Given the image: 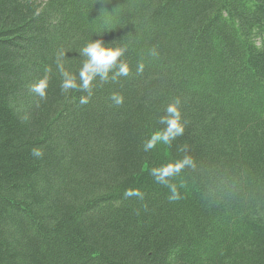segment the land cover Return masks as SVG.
Returning a JSON list of instances; mask_svg holds the SVG:
<instances>
[{
	"label": "trees",
	"instance_id": "1",
	"mask_svg": "<svg viewBox=\"0 0 264 264\" xmlns=\"http://www.w3.org/2000/svg\"><path fill=\"white\" fill-rule=\"evenodd\" d=\"M97 39L130 74L81 104L55 54L77 75ZM177 97L184 134L143 151ZM185 155L170 202L150 169ZM0 264H264V0H0Z\"/></svg>",
	"mask_w": 264,
	"mask_h": 264
},
{
	"label": "clouds",
	"instance_id": "2",
	"mask_svg": "<svg viewBox=\"0 0 264 264\" xmlns=\"http://www.w3.org/2000/svg\"><path fill=\"white\" fill-rule=\"evenodd\" d=\"M127 51L126 47H106L103 39L93 40L87 43L81 50L80 56L83 57L82 66L77 75L66 69L65 60L66 52L63 48L58 49L55 54V65L57 72L60 75L61 92L67 94L72 91L87 93L80 99L81 104H87L93 94V82L99 79L101 84L108 82H117L120 77H127L130 74L128 63L121 58ZM152 55H158L155 50ZM144 63L141 62L137 66V75L144 71ZM52 69L46 68L44 76L36 83L30 86V92L38 97L39 101L47 99V89L49 86L50 75ZM111 74V75H110ZM79 80V82H78ZM113 103L119 107L123 104V96L118 93H113L110 97ZM181 100L175 98L165 109V114L159 118V124L162 126L159 131L154 132L143 143V151L149 152L154 150L158 144L171 146L172 142L182 136L185 132L184 123H182V113L180 110ZM181 151H186V146L181 147ZM31 155L35 158H42L43 151L38 148H33ZM194 161L191 156L185 155L183 159L175 160L162 164L159 167H152L150 175L155 182L166 187L170 195V202L182 199L180 190L184 187L183 184L177 186L174 183V178L184 171L185 168H193ZM124 197H137L143 199V193L139 189L129 188L125 190ZM147 206L145 205V209Z\"/></svg>",
	"mask_w": 264,
	"mask_h": 264
}]
</instances>
